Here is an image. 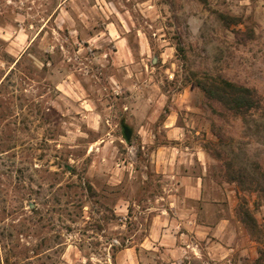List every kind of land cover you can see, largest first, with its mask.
Returning a JSON list of instances; mask_svg holds the SVG:
<instances>
[{
	"label": "rangeland",
	"instance_id": "obj_1",
	"mask_svg": "<svg viewBox=\"0 0 264 264\" xmlns=\"http://www.w3.org/2000/svg\"><path fill=\"white\" fill-rule=\"evenodd\" d=\"M67 1L0 0V264H121L118 247L171 194L145 167L162 143L185 148L194 172L207 155L223 214L245 201L257 222L258 255L236 264H264V193L241 187L264 185V0ZM119 18L134 55L124 79L111 76ZM208 76L250 88L256 105L227 109L197 85ZM149 105L180 139L144 140L161 128Z\"/></svg>",
	"mask_w": 264,
	"mask_h": 264
},
{
	"label": "crops",
	"instance_id": "obj_2",
	"mask_svg": "<svg viewBox=\"0 0 264 264\" xmlns=\"http://www.w3.org/2000/svg\"><path fill=\"white\" fill-rule=\"evenodd\" d=\"M119 19L122 31H116L112 56V59L119 61V69L117 74L112 73L111 76L124 79L134 71V55L125 36L128 32L125 26L127 24ZM110 24L111 22L106 27ZM93 37L92 33L90 41ZM136 51L140 58L150 55V44L141 38ZM122 60L127 63L121 65ZM162 108V105L148 106L146 123L160 121L161 128L156 132L144 131L146 142L181 137L179 130L174 127L162 129V126L175 124L170 117L159 120ZM196 154L198 170L194 172L190 168V153L178 143H162L152 152H146L145 167L161 174L162 186L171 194L159 197L164 202L160 201L162 206L152 215L147 233L142 239L132 240L119 249L116 261L121 264H187L184 259L192 255L204 264H236L235 258L249 261L257 257L258 239L251 234L246 223L233 213V206H230L228 215L223 214L227 191L208 179L207 155L203 151ZM134 170L139 171L137 167ZM186 199L198 205H185Z\"/></svg>",
	"mask_w": 264,
	"mask_h": 264
},
{
	"label": "trees",
	"instance_id": "obj_3",
	"mask_svg": "<svg viewBox=\"0 0 264 264\" xmlns=\"http://www.w3.org/2000/svg\"><path fill=\"white\" fill-rule=\"evenodd\" d=\"M223 17V15H219ZM197 85L203 90V92L211 99L221 103L227 109H231L237 113H245L248 109L256 105L258 99L250 88L237 85L225 78L208 76L206 80L197 79ZM240 174H233L230 176L229 181H239ZM264 180V176H262ZM244 191H256L264 193V185L261 183L255 186H241ZM238 218L246 223L247 227L253 232L254 228H257V222L252 214L249 205L244 201L240 204L237 210ZM123 245L118 247L121 249Z\"/></svg>",
	"mask_w": 264,
	"mask_h": 264
}]
</instances>
